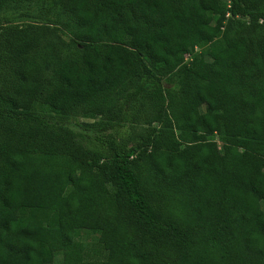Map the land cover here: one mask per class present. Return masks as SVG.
Segmentation results:
<instances>
[{"label": "trees", "instance_id": "trees-1", "mask_svg": "<svg viewBox=\"0 0 264 264\" xmlns=\"http://www.w3.org/2000/svg\"><path fill=\"white\" fill-rule=\"evenodd\" d=\"M58 255L264 264V0H0V264Z\"/></svg>", "mask_w": 264, "mask_h": 264}, {"label": "rangeland", "instance_id": "rangeland-1", "mask_svg": "<svg viewBox=\"0 0 264 264\" xmlns=\"http://www.w3.org/2000/svg\"><path fill=\"white\" fill-rule=\"evenodd\" d=\"M128 127L125 126V129ZM217 137H214L216 140ZM98 234L92 233V231L81 230L78 237L75 239V242L83 245L84 249H86V253H90L91 257H95L96 251L98 249L97 244ZM63 256L58 255L52 264H63Z\"/></svg>", "mask_w": 264, "mask_h": 264}]
</instances>
